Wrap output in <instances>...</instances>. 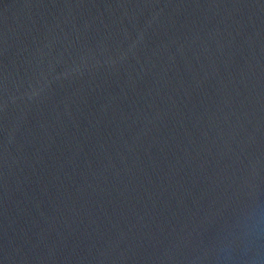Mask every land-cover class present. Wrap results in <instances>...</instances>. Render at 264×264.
<instances>
[{"label":"water","instance_id":"1","mask_svg":"<svg viewBox=\"0 0 264 264\" xmlns=\"http://www.w3.org/2000/svg\"><path fill=\"white\" fill-rule=\"evenodd\" d=\"M0 264H264V0H0Z\"/></svg>","mask_w":264,"mask_h":264}]
</instances>
